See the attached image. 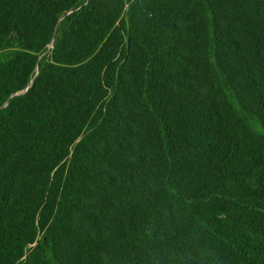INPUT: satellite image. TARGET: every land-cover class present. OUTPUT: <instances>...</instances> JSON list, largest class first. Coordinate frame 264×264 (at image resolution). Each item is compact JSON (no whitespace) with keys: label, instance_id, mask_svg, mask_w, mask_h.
<instances>
[{"label":"trees","instance_id":"obj_1","mask_svg":"<svg viewBox=\"0 0 264 264\" xmlns=\"http://www.w3.org/2000/svg\"><path fill=\"white\" fill-rule=\"evenodd\" d=\"M0 264H264V0H0Z\"/></svg>","mask_w":264,"mask_h":264}]
</instances>
